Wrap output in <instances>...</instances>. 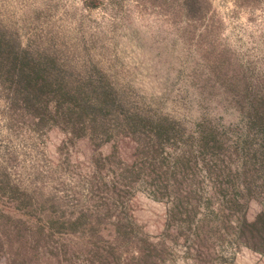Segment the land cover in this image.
<instances>
[{
	"label": "rangeland",
	"instance_id": "obj_1",
	"mask_svg": "<svg viewBox=\"0 0 264 264\" xmlns=\"http://www.w3.org/2000/svg\"><path fill=\"white\" fill-rule=\"evenodd\" d=\"M178 3L0 0V29L21 45L54 54L77 80L96 68L130 112L175 127L150 170L120 132L95 145L30 129L25 115L10 121L0 88V264H135L141 237L163 249L161 264H264L236 240V212L221 211L207 170L213 149L237 169L260 143L248 107L264 98V0H204L195 19ZM203 137L218 148L201 151ZM176 198L196 205L199 230L184 212L172 218ZM260 207L250 199L246 217Z\"/></svg>",
	"mask_w": 264,
	"mask_h": 264
},
{
	"label": "trees",
	"instance_id": "obj_2",
	"mask_svg": "<svg viewBox=\"0 0 264 264\" xmlns=\"http://www.w3.org/2000/svg\"><path fill=\"white\" fill-rule=\"evenodd\" d=\"M99 1L83 0L88 8L97 6ZM203 1L179 0L175 13L188 19L200 17L204 10ZM0 88L10 121L25 115L30 129L38 131L58 127L69 138L88 137L95 145L110 141L112 132H120L138 143L140 153L144 155V167L150 170L155 168L152 161L155 154L175 134L173 123L165 117L151 119L130 112L121 96L96 68H92L88 77L74 79L68 76L54 54L21 45L15 36L1 29ZM250 100L249 127L259 135L258 147L253 150L243 148L237 169H232L230 159L223 155L221 149H213L214 167H207V170L214 180L215 191L220 192L224 199L221 211L229 209L236 212V224L233 226L236 240L254 252L263 253L264 98L260 95ZM198 146L201 151L218 148L214 139L209 144L204 137ZM176 163H179L178 159ZM175 185L177 189L181 186L179 183ZM255 197H261V207L252 219H248V204ZM196 208V205L188 207L182 199L176 198L170 211L173 219L184 212L187 225L199 230L200 225L193 220ZM157 245L141 237L135 264H161L163 249ZM2 248L0 243V253ZM156 251L158 255H154ZM86 264H95V261L90 260Z\"/></svg>",
	"mask_w": 264,
	"mask_h": 264
}]
</instances>
